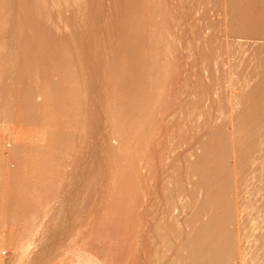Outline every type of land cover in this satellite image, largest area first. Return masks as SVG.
Instances as JSON below:
<instances>
[{
  "label": "rangeland",
  "instance_id": "374dc122",
  "mask_svg": "<svg viewBox=\"0 0 264 264\" xmlns=\"http://www.w3.org/2000/svg\"><path fill=\"white\" fill-rule=\"evenodd\" d=\"M263 160L264 0H0V264H259Z\"/></svg>",
  "mask_w": 264,
  "mask_h": 264
},
{
  "label": "bare ground",
  "instance_id": "6f19581e",
  "mask_svg": "<svg viewBox=\"0 0 264 264\" xmlns=\"http://www.w3.org/2000/svg\"><path fill=\"white\" fill-rule=\"evenodd\" d=\"M228 67V66H227ZM249 86V85H248ZM232 101V100H231ZM49 107V106H48ZM231 107H232V105H231ZM233 108V107H232ZM132 109V108H131ZM233 110V109H232ZM261 110V109H260ZM261 112V111H260ZM262 118H263V116H262ZM236 121V120H235ZM241 121V120H240ZM242 122V121H241ZM233 123V122H232ZM237 125V124H236ZM229 126H231V125H229ZM233 127V126H232ZM230 128V127H229ZM236 128V127H235ZM239 129V128H238ZM231 130H232V128H231ZM236 131V130H235ZM240 131V130H239ZM238 131V132H239ZM227 132V131H226ZM232 132H233V130H232ZM238 132H236V133H238ZM240 133V132H239ZM235 135L233 134V137H234ZM237 136V135H236ZM256 136V135H255ZM235 138V137H234ZM256 138V137H255ZM254 138V139H255ZM220 139V138H219ZM238 139V138H237ZM253 139V138H252ZM262 139V138H261ZM260 140V139H259ZM213 141V140H212ZM236 142H238V140L236 141ZM235 143V142H234ZM254 143H255V141H254ZM258 143H259V141H258ZM253 144V143H252ZM260 144V143H259ZM257 145V146H259L260 147V145ZM233 145H235V144H233ZM232 145V146H233ZM254 145V144H253ZM255 147V146H254ZM233 150H234V148H232ZM244 151V150H243ZM248 151V150H247ZM234 153H235V151H234ZM190 154V153H189ZM226 154V153H225ZM243 155H244V153H243ZM251 155V154H250ZM240 156V158H241V154L239 155ZM239 156H238V158H239ZM245 156V155H244ZM257 156V155H256ZM250 156H247V157H244V158H249ZM254 158H255V156H253ZM252 157V158H253ZM224 158H226L224 155H221V157L219 158V160H218V165H223L224 164ZM234 157H232V159H233ZM251 158V157H250ZM239 160V159H238ZM259 160V159H258ZM264 161V160H263ZM212 162V161H211ZM235 162V161H234ZM239 163V162H238ZM195 164V163H194ZM219 166V167H220ZM196 167V173L198 174V175H200L201 176V180L203 181V182H208L209 181V179L211 178V175H210V173H207L203 168V166H202V164L199 162L198 163V165L197 166H195ZM216 167V166H215ZM222 167V166H221ZM220 167V168H221ZM207 168V167H206ZM223 169V168H222ZM236 172V171H235ZM195 173V172H194ZM223 174V173H222ZM236 174V173H235ZM241 174V173H240ZM188 175V174H187ZM189 178V177H188ZM243 177H241V179H242ZM225 179V178H224ZM225 180H227V179H225ZM239 180V179H238ZM198 181V180H197ZM224 181V180H223ZM237 183L239 184V182L237 181ZM250 183V182H249ZM259 183V182H258ZM221 184V183H220ZM224 184V183H223ZM223 184H222V186H221V189H222V187H224L223 186ZM227 184V183H226ZM242 184V183H241ZM219 185V184H218ZM236 185V184H235ZM260 185V184H259ZM262 185V184H261ZM242 186V185H241ZM240 186V187H241ZM245 186V185H244ZM243 186V187H244ZM239 187V188H240ZM193 188V187H192ZM262 188V187H261ZM221 189L216 193V194H218V196L217 197H215L216 196V194H214V195H210V194H208V197H209V195L211 196V198L213 199H216L215 201L217 202L218 200L219 201H228V198H227V200L224 198V197H221V195L223 194V196L225 195V197H226V193L224 194V193H222V191L224 192L225 191V188L224 189H222V191H221ZM236 189H237V187H236ZM242 189V188H241ZM209 190V189H208ZM255 190V189H254ZM263 190V189H262ZM221 191V192H220ZM230 192V191H229ZM228 192V193H229ZM237 192H238V190H237ZM242 192H243V190H242ZM254 192V191H253ZM257 191H255V193H256ZM264 192V191H263ZM212 193V192H211ZM221 193V194H220ZM240 193V192H239ZM250 193V192H249ZM219 194H220V197H219ZM232 194V193H231ZM235 194V193H234ZM242 194V193H241ZM248 194V193H247ZM258 195H261V194H258ZM214 196V197H213ZM244 196V195H243ZM246 196V195H245ZM249 196H250V194H249ZM263 196H264V194H263ZM262 196V197H263ZM219 197V198H218ZM233 197H236V196H233ZM252 197V196H251ZM250 197V198H251ZM253 197H255L254 196V194H253ZM223 198H224V200H223ZM245 198V197H244ZM243 198V199H244ZM249 198V199H250ZM259 198V197H258ZM177 199V198H176ZM211 199V200H212ZM214 199L211 201V202H213V203H215V201H214ZM246 199V198H245ZM248 199V198H247ZM236 200H237V197H236ZM259 200V199H258ZM208 201H210V198H209V200ZM217 202V203H220V202ZM233 201H235V200H233ZM239 201V200H238ZM243 201V200H242ZM241 201V202H242ZM252 201H253V199H252ZM185 202V201H184ZM189 202V201H188ZM210 202V203H211ZM241 202H240V204H241ZM213 203H211V204H213ZM226 203V202H225ZM255 203V202H254ZM258 202L256 201V204H257ZM221 204V203H220ZM220 204H218V205H220ZM222 204H223V202H222ZM229 204V203H228ZM228 204H226V206H224V204H223V208H227V206H228V208H227V210H226V208H225V210L222 208H220L221 210V212H219L218 210L216 211V214H215V216L213 217V218H211L212 220L210 221L209 219V221L207 222V223H205L206 225H204V226H202V227H199V224H198V228H200L199 230L197 229V231H196V233L199 231V234H197V235H195V238H194V236H190V237H193V238H190L189 237V241H190V239H192L191 240V242L193 241V239H195L194 240V242H193V244L191 243L190 244V242H188L187 241V243H189L187 246H188V248H186V250H188L189 252L190 251H192V252H194V254L193 253H188V251H187V253H188V256H190V254H193L194 256H192V257H195L194 259H196V254H198L197 255V261L199 262L200 261V263L201 264H235L237 261V258H235L236 256L238 257V254H236L235 255V252L237 253V252H239L238 250H236L235 251V246H234V244L237 242V238H238V241H239V237H238V235H235V232L237 231V233H238V230H236L235 229V231H233L232 232V229H233V227H232V229L230 230V229H228L229 228V226L232 224L231 222H233L232 220H234L233 218V216H234V212L235 211H233V207L232 208H230L229 207V205ZM240 204L238 205V206H240ZM236 205V204H235ZM230 206H232V205H230ZM234 206V205H233ZM237 206V205H236ZM235 206V207H236ZM237 206V207H238ZM248 206V205H247ZM253 206V205H252ZM255 206V205H254ZM243 207V206H242ZM256 207H258V206H256ZM255 207V208H256ZM187 208V207H186ZM249 208H251L250 206H249ZM253 208V207H252ZM240 209V208H239ZM242 209V208H241ZM201 210V209H200ZM222 210H224V211H222ZM232 210V211H231ZM235 210V209H234ZM247 210V209H246ZM249 210V209H248ZM240 211V210H239ZM255 211H257V210H255ZM259 211V210H258ZM195 212V211H194ZM238 212V211H237ZM241 212H243L242 210H241ZM247 212V211H246ZM250 212H251V210H250ZM173 213V212H172ZM255 213V212H254ZM262 213V212H261ZM208 214H209V212H208ZM245 214V213H244ZM183 215V214H182ZM235 215H237V214H235ZM239 215H240V213H239ZM243 215V214H242ZM249 215V214H248ZM262 215V214H261ZM240 217V216H239ZM242 217H244V215L242 216ZM248 217V216H247ZM262 217V216H261ZM236 218V217H235ZM258 218H260V217H258ZM242 219V218H241ZM235 221V220H234ZM239 221H240V218H239ZM246 221V220H245ZM249 222V221H248ZM236 223V222H235ZM239 223V222H238ZM241 223V222H240ZM197 224V223H196ZM241 224H243V222L241 223ZM250 224V223H249ZM257 224V223H256ZM233 225H234V222H233ZM236 225V224H235ZM262 225V224H261ZM241 226V225H240ZM245 226V225H244ZM250 227V226H249ZM235 228V227H234ZM248 228V227H247ZM252 228V227H251ZM242 229V228H241ZM240 230V229H239ZM243 230L244 229H242V232H243ZM231 232H232V234H231ZM239 232H241V231H239ZM244 232H245V230H244ZM253 232V231H252ZM261 232H262V230H261ZM233 234H234V236H237V238H235L234 236H233ZM250 235V234H249ZM232 236L234 237V238H232ZM255 237V236H254ZM242 238V237H241ZM251 238V237H250ZM252 239H253V237H252ZM251 239V240H252ZM261 239V238H260ZM187 240H188V238H187ZM236 240V241H235ZM250 240V241H251ZM179 241V240H178ZM248 241V240H247ZM246 241V242H247ZM240 242V241H239ZM254 242V241H253ZM256 242V241H255ZM261 242H262V240H261ZM238 243V242H237ZM237 243L235 244V245H237ZM186 244V243H185ZM204 244V245H203ZM239 244V243H238ZM240 245H243L242 243H240ZM251 245V244H250ZM186 246V247H187ZM201 246V247H200ZM206 247V250H205V248L204 247ZM199 248H201V249H199ZM205 250V253H204V250ZM240 248V247H239ZM244 248V247H243ZM255 248V247H254ZM1 249V248H0ZM263 249V248H262ZM3 250V249H2ZM240 250V249H239ZM1 251V250H0ZM195 251H196V253H195ZM202 251V252H201ZM250 251V250H249ZM260 251V250H259ZM198 252H200V253H203L202 255H200L199 256V254L200 253H198ZM245 252V251H244ZM251 252V251H250ZM264 252V251H263ZM240 255V254H239ZM248 255V254H247ZM246 255V256H247ZM260 255V254H259ZM188 256H184V258H189ZM190 256V257H191ZM201 256H204V257H201ZM257 256V254L255 255V257ZM180 257H182V256H180ZM192 257L191 258H189V259H182V258H180V261H181V264L184 262V264H193L192 262H190L189 260H192ZM200 257H201V260H200ZM241 257H242V255H241ZM199 258V259H198ZM203 258V259H202ZM251 258H253V257H251ZM257 258H259L258 260H259V264H264V253H263V255L262 256H257ZM182 259V260H181ZM193 259V260H194ZM243 259V258H242ZM234 260H235V262H234ZM253 260V259H252ZM177 261H179V260H177ZM183 261V262H182ZM202 261V262H201ZM238 261H239V257H238ZM240 261H242V260H240ZM256 261V260H255ZM245 262V261H244ZM248 262V261H247ZM249 262H250V260H249ZM174 263V262H173ZM178 264V263H180V262H175L174 264ZM197 262H195L194 264H196ZM200 263H197V264H200Z\"/></svg>",
  "mask_w": 264,
  "mask_h": 264
}]
</instances>
